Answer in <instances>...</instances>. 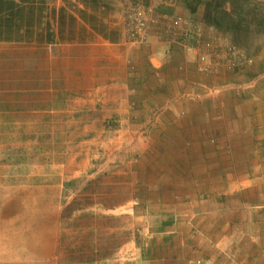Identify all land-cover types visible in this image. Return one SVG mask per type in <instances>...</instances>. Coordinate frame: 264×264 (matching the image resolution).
<instances>
[{
    "label": "rangeland",
    "instance_id": "rangeland-1",
    "mask_svg": "<svg viewBox=\"0 0 264 264\" xmlns=\"http://www.w3.org/2000/svg\"><path fill=\"white\" fill-rule=\"evenodd\" d=\"M108 1H120L124 7L120 25L116 26L124 40L138 42L129 14L135 6H150L141 0H63L66 7L57 13L50 9L57 0H25L19 7L21 10H15L10 19L0 18V201L7 200L2 208L7 205L12 212L16 209L23 214L29 207L36 229L38 200L57 206L61 231L59 263H71L76 255H84L94 218L119 220V215H124L126 219L114 233L124 231L125 242L108 250L99 264H203L199 226L206 228L213 221L198 220V212L215 214V222L220 224L217 230L225 235L218 238L219 248L215 251L209 248L211 259H215L212 262L230 264L246 260L247 226H264L261 205L255 209L259 219L253 224L246 223V215L250 214L247 212L251 211L247 198L254 197L256 201L261 194L253 190L257 197L252 195V188L247 186L246 179L251 180V172L244 170L245 165L235 171L230 160L233 156L244 158L246 152L245 117L252 122L254 112L248 114L247 106H240L237 100L245 97L243 84L249 80L214 79L213 87L205 91L207 106L201 109L193 103L180 117L160 115L164 109H157L155 118L159 117L160 122L154 118L145 128L152 134L149 136L155 140L154 147L158 151L144 160L146 170L138 172L135 182L127 180L131 176L127 172L125 182L121 179L107 181L103 188H95L91 183L97 173L90 164L102 167L107 162L113 163V157L105 152L109 147L120 145L118 126L111 123L101 124L89 133L103 135L101 139L81 141L80 147L99 149L91 151L88 162L85 155L76 159L85 160L89 170L70 173L64 177L62 186L58 172L38 170L40 166L51 168L64 162L68 124L73 116H78L77 110H65L66 103L75 94L70 95L71 88L85 86L86 50L95 46L93 33L106 30L102 18L107 17L110 9L105 7L104 11L102 6ZM227 1L232 4L229 13L224 10ZM3 9L10 10L5 2H0V14ZM203 16L218 26L217 29H202L200 25L198 28L197 40L207 36L204 52L211 61L218 56L211 44L218 35L227 39L222 47L232 57L230 68L233 62L243 67L249 57L264 47V9L259 2L215 0V6L213 4ZM93 23L97 27H92ZM115 34L113 29L111 38H115ZM254 79L255 85L256 77ZM233 84L240 85L235 93ZM249 92L260 98L259 91ZM184 93L179 97L184 101L193 95L195 99H202V92ZM81 108L82 112L87 111L86 107ZM61 109L63 115H56V110ZM254 111L261 113L263 108L256 107ZM249 126L252 132L254 126ZM241 135H244L243 140ZM118 174L120 178L125 175L121 172L112 175L117 178ZM132 183L142 187L140 196L134 199H130L134 193L129 186ZM122 191L131 192L125 203L103 207L98 202L114 199ZM26 195L29 197L22 201ZM232 229L238 231L229 235Z\"/></svg>",
    "mask_w": 264,
    "mask_h": 264
},
{
    "label": "crops",
    "instance_id": "crops-1",
    "mask_svg": "<svg viewBox=\"0 0 264 264\" xmlns=\"http://www.w3.org/2000/svg\"><path fill=\"white\" fill-rule=\"evenodd\" d=\"M141 1L144 4L153 5L159 13H166L171 18L176 15H183L193 20L198 28L199 25L202 26V29H217L218 27L216 22L206 19L207 16H203L204 13L211 10L213 4L215 6V0ZM254 1L262 4L264 9V0ZM225 4L227 5H225L224 10L228 13L231 12L232 4L230 1H227ZM80 6L82 7V5ZM65 7L63 0H57L50 9H54L57 13ZM105 7L110 9L107 17L102 18V25L106 30L100 34L94 32L92 43L95 46H92L91 50L89 49L90 51L86 50L87 67L83 73L85 86L74 90L71 88L70 95L73 94L72 92L75 94L66 103L65 110L69 112L77 110L78 116L72 117L69 123V131L65 135L67 145L64 162L51 168L40 166L38 170L40 172L48 170L58 172L60 174L59 180L61 181V186L64 177L69 176L70 173L84 171L85 169V171L89 170L87 168V157L93 149L94 152L99 149L97 147H80L83 143L81 141L101 139L103 135H89V133L97 130L101 124L111 123L118 126V130L116 131H120V135H118L120 145L117 148L109 147L105 152L113 157V163L107 162L102 167L97 163L90 164L91 168H93L92 171L97 173L91 183L95 188H103L107 181H119L121 179L122 182H125L127 172L131 173L130 178L127 180H131L132 182L134 180L135 182L134 178L138 176V172L141 173L146 170L144 168V160L153 151H158L154 147L155 140L152 141L149 136L152 134L145 128L146 123L153 122L155 114L158 111L157 109H164V112H161L160 115L164 114L173 118L180 117L184 109L193 107V103L198 104L201 109H204L207 106L205 91L207 92L208 89L210 90L213 87L211 82L214 79L215 81L222 80L225 77H233L235 80L245 79L249 80L243 84V87L246 88V91H242L245 92V97L236 100L240 106H247L245 108L248 109V114L254 112L253 121L250 122L248 116L245 117L246 152L245 156H243L244 158L233 156L230 164L235 171L240 170L242 168L240 166L244 164V170L248 173L251 172V180L250 177L246 179L247 186H250L252 191L257 190V194H261V197H258L259 199L256 201H254V197L247 198L246 204H251V211L247 212L250 214L246 215V223L253 224L255 220L259 219V215L256 214L257 211L255 210L259 205L263 207L261 209L263 217L264 87L262 85L264 84V47L257 54L249 57L244 62L243 67L235 65V62H233L234 66L230 68L229 62L233 61L232 57L226 53L225 47H222L223 42H226L227 39L219 35L215 36V38L213 37L214 39H210H213L211 44L218 56L213 61H210L211 64L208 71H202L200 70L202 62L199 61L197 53L194 50L182 48L184 46L180 41L173 39L168 33L161 30L162 26L149 28L145 32H140L138 36L141 37L145 34V40H137L138 42L135 43L125 41L119 32L120 29L118 28L117 30L116 27L120 25L124 7L120 1L116 3L108 1L106 5L102 6L104 11ZM93 24L91 25L92 27H97L95 23ZM113 29L116 33L115 38H111L110 36V32ZM203 37L204 39L201 40L203 43L199 40H195L194 42L195 45L200 42L202 43L198 46V49L202 52H204L207 46L204 43L207 36L203 35ZM228 45L229 43L227 42L226 48ZM211 72L213 73L210 74ZM219 74H222V78L218 76ZM255 77L257 83L254 85L253 81ZM233 85L234 90H231L234 92L237 86L242 84ZM255 87L257 88L255 89ZM249 91H259L257 94L260 95V98L254 96ZM184 92L188 94H190L189 92H202V99H200L201 101L199 98L195 99L193 95L191 99L184 101L179 98ZM84 100L85 102H83ZM78 101L80 104H78ZM81 107H86L87 111L82 112L83 108ZM256 107H262L263 112L256 113L254 111ZM63 113L64 111L61 109L56 110L55 114L62 116ZM155 121L160 122L159 117H156ZM73 124L80 125L79 131L81 132L78 135H73L75 131V126H72ZM249 125H253L254 133L258 134H254L253 131L250 132L249 128L251 126ZM232 136L239 138V135ZM243 136L241 135L242 140ZM77 140H80V142ZM82 155L86 156L87 162L85 160H76L77 158H81ZM237 155H241V153ZM93 156H95V153ZM204 170H206L205 167ZM114 172H121L125 175H121L122 178H120L118 174L116 178V176L112 175ZM129 186L134 195L132 194L131 196V192L129 193V191H122L114 199H100L101 201L99 200L98 202L103 207L111 204L120 205L125 203L130 196V199L140 196L141 186L134 183L129 184ZM252 195L256 196L254 191ZM200 213L202 212H198V220L213 221V223L209 222L206 228L199 226L198 236L202 238L203 242L201 244L203 245L201 249L204 251V254L200 253V257H202L203 264H215L212 262L215 259H211L212 254H210V249L215 251V248H219L220 242L217 241L222 234L217 229L220 227V224L215 222L217 220L215 214ZM58 216L59 209L57 206L52 205L50 201L38 200L36 229L33 227L31 229L23 228L22 231L17 233L6 235L3 232V234H0V264H99L106 258L105 255L108 250H113L120 243L125 242L124 231H119L120 233L118 234L114 233L116 232V228L119 230V223H122L126 219L124 215H119V220L94 218L91 221V224L94 226L93 231L88 233L87 240L85 241L87 248L84 255H76L71 263H59L58 238L61 231L58 224ZM194 216L193 214L192 218ZM232 230L234 231H230L229 235H233L238 231L237 229ZM34 231L36 234H33L35 233ZM224 236L222 235V237ZM246 237L247 259L230 264H264V226L260 228H250V226H247ZM212 238L214 239L213 242L211 241ZM77 243L78 241L74 244ZM218 251L223 252V249H218ZM35 252L36 254H34Z\"/></svg>",
    "mask_w": 264,
    "mask_h": 264
},
{
    "label": "built area",
    "instance_id": "built-area-1",
    "mask_svg": "<svg viewBox=\"0 0 264 264\" xmlns=\"http://www.w3.org/2000/svg\"><path fill=\"white\" fill-rule=\"evenodd\" d=\"M129 18L138 35L149 28L162 26L163 32L168 33L173 39L180 41L183 46L197 53L199 61L202 62L200 70H209L211 64L209 55L200 51L198 46L194 44L197 40L198 27L193 20L183 15H176L171 18L166 13H159L153 5L133 7ZM137 40H145V34L141 37L137 36ZM229 48L234 47L230 46Z\"/></svg>",
    "mask_w": 264,
    "mask_h": 264
},
{
    "label": "bare ground",
    "instance_id": "bare-ground-1",
    "mask_svg": "<svg viewBox=\"0 0 264 264\" xmlns=\"http://www.w3.org/2000/svg\"><path fill=\"white\" fill-rule=\"evenodd\" d=\"M93 59V58H92ZM112 88V87H111ZM106 93V92H105ZM88 97V96H87ZM82 99V98H80ZM92 100V98H90ZM87 101V100H86ZM85 102V100L83 101ZM92 102V101H91ZM78 104H80V102L78 101ZM75 110V109H74ZM72 126H75V131L73 133V135H78L79 132V126L80 125H76L73 124ZM71 127V124H70ZM68 128H69V124H68ZM87 128V127H86ZM121 138V137H120ZM77 144V143H76ZM78 154V153H77ZM78 164V163H77ZM63 165V164H62ZM69 165V164H67ZM79 165V164H78ZM101 167V166H100ZM66 169V168H65ZM76 175V174H75ZM9 191L6 189L5 193H8ZM18 192V191H17ZM28 193V192H27ZM1 194V193H0ZM29 197V195H26L24 198L22 197V201L23 199H27ZM6 198V197H5ZM12 198V197H11ZM196 199V198H195ZM198 199V198H197ZM1 200V199H0ZM5 201H0V234H3V232H5V234H11V233H17L19 231H22L23 228H29L31 229L33 227V221L31 218V209L28 207V211L26 210L27 207H24V209L26 210L25 213L23 214H19L17 212V210L15 209L14 212H12V209L9 208L7 205L3 208H5V210L2 208V206L7 203ZM8 202H11L8 201ZM49 216V215H48ZM104 225V224H103ZM6 249V248H5ZM6 254V253H5ZM95 254V253H94ZM54 255V254H53ZM142 255V254H141ZM45 258V257H44ZM103 259V258H102ZM94 260V259H93ZM81 261V260H80ZM39 262V261H38ZM73 262V261H72ZM43 263V262H41ZM40 264V263H39Z\"/></svg>",
    "mask_w": 264,
    "mask_h": 264
},
{
    "label": "trees",
    "instance_id": "trees-1",
    "mask_svg": "<svg viewBox=\"0 0 264 264\" xmlns=\"http://www.w3.org/2000/svg\"><path fill=\"white\" fill-rule=\"evenodd\" d=\"M0 2H5L7 4V7L10 9L9 11H4L3 9V12L0 14V18L8 20L12 17L15 10H21L19 7L22 3L25 2V0H0Z\"/></svg>",
    "mask_w": 264,
    "mask_h": 264
}]
</instances>
